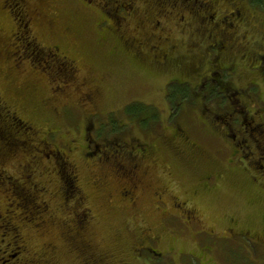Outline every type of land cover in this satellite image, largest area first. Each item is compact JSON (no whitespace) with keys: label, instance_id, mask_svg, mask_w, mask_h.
Wrapping results in <instances>:
<instances>
[{"label":"rangeland","instance_id":"374dc122","mask_svg":"<svg viewBox=\"0 0 264 264\" xmlns=\"http://www.w3.org/2000/svg\"><path fill=\"white\" fill-rule=\"evenodd\" d=\"M140 1L123 6L124 0H0V100L4 110L31 125L36 135L28 147L36 146L33 155L38 166L26 182L42 189L45 182L58 178L54 165L62 166H55L58 173H76L83 201L74 195L76 189L73 193L68 188L69 208L56 212V202L51 201L48 209L56 215L49 221H63L68 212L80 214L79 220L73 219L85 225L84 232L89 228L84 234L120 264H264L262 177L248 161L238 160L220 123L214 121L213 128L204 125L210 116L205 109L226 108L221 85L212 81L198 85L201 78L191 68L179 72L177 64L158 70L150 63L163 50L168 60H177V53L168 55L167 49L178 43L182 58L190 54L196 58L182 59L181 65L191 67L196 62L203 76L209 58L215 63L213 54H221L229 78L232 75L227 83L231 93L238 91L244 102L256 100L263 108L264 71L259 64L264 66V0H240L251 22L241 23L231 34H211L208 24V37L207 33L180 34L177 19L157 15L148 19ZM224 9L214 11L216 22L227 14ZM127 40L133 45L126 47ZM174 78L186 92L178 113L165 98ZM132 103L159 110L150 126L123 111ZM179 126L191 142L181 137ZM41 140L58 150L47 149ZM137 144L149 146L143 164L155 162V168L145 181L151 188L138 192L132 207L120 198L114 175H125L130 161L134 165L137 153L132 147ZM33 146L18 150L14 166L31 159ZM6 166L15 175L14 166ZM158 186H167L179 202L194 207L197 220L183 212L189 208H173L168 198L164 208L158 207L153 194ZM48 189L55 191L54 185ZM6 210L0 226L8 218ZM13 210L18 220L24 219L14 218L18 242L24 236L32 252L46 253L50 244L57 251H50L48 257L56 264L80 260L83 264L81 252L91 259L87 243L67 239L60 225L39 228V219ZM2 231L6 230L1 226ZM146 232L154 239L146 240ZM17 247L12 243V254Z\"/></svg>","mask_w":264,"mask_h":264},{"label":"flooded vegetation","instance_id":"af4514ba","mask_svg":"<svg viewBox=\"0 0 264 264\" xmlns=\"http://www.w3.org/2000/svg\"><path fill=\"white\" fill-rule=\"evenodd\" d=\"M135 1L136 0H124L123 6H130V4H134ZM239 1L240 0H141L140 2L141 12L148 19H152L153 17H150L152 15H157V17L165 18L167 20L177 19L181 21V23L176 24L175 26L178 28L180 34L195 35L199 33L206 36L207 33L206 37H208V24L210 25L209 32L212 34L213 32L225 33L228 26L232 31H235L243 23L246 24V22H251L249 21L251 20L250 12L246 9L244 3L242 2L239 4ZM221 7L225 8L224 10L227 11V14L216 22L214 11L216 9H220ZM124 8L125 7H123V9ZM246 15L248 16L247 18ZM197 20L201 21H199L200 24L195 23ZM225 21H228L227 25L222 26V23H225ZM168 40L170 41V39ZM173 47L180 49L181 45L175 43ZM215 47L218 49L219 43L216 44ZM205 51L208 54V46ZM164 52L165 51L161 52V60L168 57L164 54ZM188 53H195V51L188 50ZM213 55L216 56L214 59L215 63H212V60L209 58L210 65L208 64L209 68L207 74L201 76V73L198 70L200 66L196 62L193 63L191 67L182 66L180 63L178 65L179 72L184 69L191 68L194 69L199 78H201L198 85L208 81H212V83H215L216 86L219 84L221 85V90L226 97V108L225 110H221V112H216L217 109H215L214 112L210 107H208L206 110L210 116H208L209 119L207 123L204 122V125L208 126V128H213L214 121L220 123L219 126H216L221 128L223 135L227 141L231 143L234 152L239 155L237 157L238 160L242 162L245 161V163L248 161L247 165L255 167L253 170H258L256 173L262 177V182H260L259 185L264 190V107L261 108L258 106L256 100L244 102V99L238 91L231 93L230 87H228L227 83L232 75L229 78L228 74L230 72L227 71V67L222 63V55L218 53ZM193 56L194 55L190 54L189 57H185V59H196ZM197 61H199V59ZM153 64L154 67L155 65H159L158 63ZM262 67H264L263 64ZM222 72L224 75L221 74ZM231 72L233 74V71ZM214 74L218 76H212ZM174 80L176 83L178 82L177 78H174ZM184 82L189 83L188 81ZM179 85L181 84L179 83ZM210 85L213 87V84ZM203 94L205 93H202V95ZM232 97H234L233 100ZM253 104H255V107L252 108L251 106ZM6 112L7 113L5 114L2 113L4 114V117L2 116L3 127L0 128V220L4 218L2 211L6 210V208L8 218L3 222V224H1L6 231L0 232V264H56L55 261H51L48 257L50 251H57L56 246L51 247V245L48 244L46 246V253L43 251L32 252L30 247H28L29 245L24 236H22L21 243L18 242L20 236L16 233L17 231L16 224L14 225V218L17 221H23L24 219H17L18 217H16L17 215L15 210H13V207L16 208L19 213H23L27 217H29L27 214H31L32 219H39L41 224H36V222H34L39 226V228L47 225L50 228V225L58 224L64 228L63 233L67 235V239L75 240L77 244L84 245L87 243L88 247H86V251L90 252L91 259L89 260L88 254L86 255L84 252H81L84 260H86L83 264H108L107 262L120 264V262L112 261V255L107 252L100 251V247L96 245L90 237L85 235L88 233L89 228H86L84 232L85 225H81L73 219V217H76V219L79 220L81 217L80 214H77L75 211L73 213L68 212L67 217L63 218V221L50 223V217H54V215H56L55 211L48 209L50 208L51 201L56 202V205H53V208H57L56 212L60 211L58 208H69V205L66 203L68 201V196H70V193L68 194L67 192L68 188L69 191L73 193L76 189L77 192H75L74 195L77 193V198L83 201V197L81 195L82 190L77 184L79 182V178L76 176V173L67 174L62 173L61 171L58 173V169H56L55 166L61 165H54L52 169L55 171L56 176L58 177L57 179H50L49 183L45 182L42 189L38 188L39 185L37 184L32 186L28 185L26 178L29 177L28 175H31L38 166L36 164V157L33 155L34 148L37 150L36 146L32 145L33 149H31L28 154V157L31 156V159L34 157L35 160H27L26 158L23 162L20 161L14 166L13 159L17 156L18 150L21 148L26 149L28 144H32L36 135L33 127L30 126L27 128L26 134L22 135V138H24L22 139L23 142L17 144L15 138H19L21 136L17 134L18 129L10 122L11 118L9 115L12 113L8 110H6ZM16 129L17 131H15ZM178 130L181 137L183 136L188 142H191L190 136L188 134L186 135L187 131L185 129H182V127L179 126ZM42 143L44 146L47 145L46 148L49 150L56 149L52 148L48 142ZM32 146L30 145L28 149L32 148ZM132 149H136L137 153L134 165H132L130 161L126 165L125 175L123 173L116 174L114 176H118L119 179L120 188H118V194L120 198L127 200V202L134 207L139 199L138 192H142L144 190L147 191L151 188L149 184H145V181L149 177L151 169L155 168V162H153V166L148 167L143 164V162L148 159V155L150 153L148 145L137 144L134 145ZM23 158H25V156H23ZM6 165L14 166L15 175L9 172V168ZM50 175H52V173H50ZM51 185H54V192H51L48 189ZM153 194L155 196L156 203H158V207L164 208L166 206L165 199L168 198L169 202H172L173 208H189V211L186 209L183 212L188 214V217L192 215L195 219V212L194 209H192L194 207L186 205L187 201L183 200L179 202L167 186H158L154 188ZM78 195L80 196L78 197ZM57 199H60L61 202L58 203ZM47 212H49L50 215L48 217L45 216ZM10 214H12V216H9ZM85 215L86 214H84V216ZM88 215L90 219H93V216L87 212V216ZM196 220L197 218L195 221ZM90 222H92V220ZM184 223L188 224L185 221ZM13 231H15V234ZM145 234L146 240L150 241L154 239L151 232H146ZM254 237L262 238L258 235H254ZM263 241L264 238L262 239V242ZM14 242L18 244V247L15 248L16 254L11 253L13 250L11 249V245ZM82 247L84 248V246ZM30 254L34 256V258H31ZM11 259L14 260L10 262ZM78 264H82V261L80 260Z\"/></svg>","mask_w":264,"mask_h":264},{"label":"trees","instance_id":"16d2710c","mask_svg":"<svg viewBox=\"0 0 264 264\" xmlns=\"http://www.w3.org/2000/svg\"><path fill=\"white\" fill-rule=\"evenodd\" d=\"M7 1L8 2L12 1V3H13V0H7ZM12 14L17 20H21V18L19 16L16 17L17 15L15 13H12ZM154 16H156V15H152L150 17H154ZM228 27H227L228 32H225V33L231 34L232 30H231V28H228ZM225 33H223V34H225ZM20 37L23 38L24 36L20 35ZM128 41L129 40L126 41V47L130 46L132 44L131 42L128 43ZM24 47H25V49H27V47H29V46L27 44H25ZM171 48L172 49L168 50L169 51L168 55L172 54V52L173 53H177V55H176L177 60H175L174 62L168 60V58H164L163 60H161V57H160L161 56V51H160L159 55H155V57L152 60H150V63L153 66H154L153 63H158L159 65H162V66H159V65L156 66L155 65V67L158 70H159V68L163 69L166 66L168 67V65L170 66V68H174V66L177 65V64L179 65L181 63L180 61L182 59H185V57L182 58L181 54L179 53L180 51L178 49L174 48L172 45H171ZM29 51L31 53H33L34 55H36V51H32V50H29ZM34 55H32V56L35 57ZM137 57L141 59V55L140 54H138ZM177 61H179V62H177ZM260 68L262 70H264V67H262V63L261 62H260ZM172 81L173 82L171 84H169L171 86L168 85L169 89H170V87L172 89H171V91L169 90V92H170V93L168 92L169 94H167V93L165 94V98L168 101V103L170 104V106H172V107H174V109H176L175 110L176 113H178L179 112V107L181 106L182 101L185 98L186 92L180 88L181 86L179 84H177L175 80H172ZM2 103L3 102L0 100V128L3 127V124H2V121H3L2 119L3 118H2V116L4 117V114L7 113L6 110H4V103H3V106L1 105ZM176 103H178V105ZM3 110H4V112H3ZM123 111L126 114L130 115L131 118H133L135 120H138L139 122L142 121V123L144 125H147V126H150L151 125V121H154V118L157 116V114H159V110H157L156 108L154 109L153 106L145 105V104H141V103H132L130 105H127V106L124 107ZM205 111L208 112L206 109H205ZM2 113H4V114H2ZM199 115L203 116L202 114H199ZM9 116L11 118V121H10L11 124L18 129V133H19L18 135L21 136L19 138H15V141H17L16 142L17 144L22 143L23 142L22 139H24V138H22V135L26 134L27 128L30 127V126L27 125V123L22 121L20 118L15 116L14 113H13V115L10 114ZM177 127H178V125H177ZM17 129L15 131H17ZM147 129H149V128L147 127Z\"/></svg>","mask_w":264,"mask_h":264}]
</instances>
